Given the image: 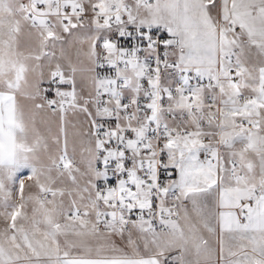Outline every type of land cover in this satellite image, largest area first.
<instances>
[{"label": "snow or ice", "instance_id": "obj_1", "mask_svg": "<svg viewBox=\"0 0 264 264\" xmlns=\"http://www.w3.org/2000/svg\"><path fill=\"white\" fill-rule=\"evenodd\" d=\"M0 264H264V0H0Z\"/></svg>", "mask_w": 264, "mask_h": 264}]
</instances>
